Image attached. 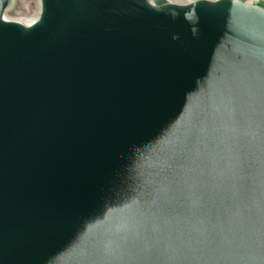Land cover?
<instances>
[{"label": "water", "instance_id": "1", "mask_svg": "<svg viewBox=\"0 0 264 264\" xmlns=\"http://www.w3.org/2000/svg\"><path fill=\"white\" fill-rule=\"evenodd\" d=\"M0 0V264H264V9Z\"/></svg>", "mask_w": 264, "mask_h": 264}, {"label": "rangeland", "instance_id": "2", "mask_svg": "<svg viewBox=\"0 0 264 264\" xmlns=\"http://www.w3.org/2000/svg\"><path fill=\"white\" fill-rule=\"evenodd\" d=\"M198 0H166L167 3L184 5ZM216 1V0H208ZM246 5L258 6L264 8V0H238ZM38 11L37 0H9L8 8L4 13L7 21L24 22L34 18Z\"/></svg>", "mask_w": 264, "mask_h": 264}, {"label": "bare ground", "instance_id": "3", "mask_svg": "<svg viewBox=\"0 0 264 264\" xmlns=\"http://www.w3.org/2000/svg\"><path fill=\"white\" fill-rule=\"evenodd\" d=\"M166 1V0H165ZM167 3V2H166ZM37 5H38V11H37V14L35 15L34 18H31L29 20H25L23 23L20 22V21H12V22H16V23H19L25 27H29L31 26L32 24H34L36 21H38L39 17H40V13H41V1L40 0H37ZM264 9V8H263ZM4 19L6 20V17H4Z\"/></svg>", "mask_w": 264, "mask_h": 264}]
</instances>
